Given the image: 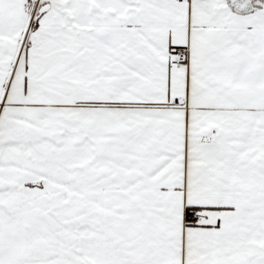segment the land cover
Listing matches in <instances>:
<instances>
[{"label":"snow or ice","instance_id":"snow-or-ice-1","mask_svg":"<svg viewBox=\"0 0 264 264\" xmlns=\"http://www.w3.org/2000/svg\"><path fill=\"white\" fill-rule=\"evenodd\" d=\"M0 264H264V0H0Z\"/></svg>","mask_w":264,"mask_h":264}]
</instances>
